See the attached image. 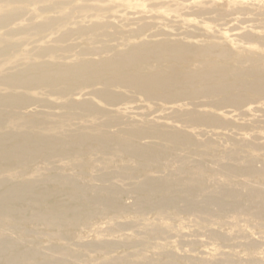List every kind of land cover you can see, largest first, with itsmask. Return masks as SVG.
I'll return each mask as SVG.
<instances>
[{
	"label": "rangeland",
	"instance_id": "374dc122",
	"mask_svg": "<svg viewBox=\"0 0 264 264\" xmlns=\"http://www.w3.org/2000/svg\"><path fill=\"white\" fill-rule=\"evenodd\" d=\"M196 30L208 35H200L196 41H216L237 53L264 55V45L241 37L243 34L264 37V0H0V98L8 99L7 103L0 104L2 147L16 146V136L23 131L36 136L48 134L65 138L97 126L102 131L117 134L126 126H103L111 120L135 122L155 130L161 129L160 124L180 126L170 119L171 110L160 109L161 102L148 101L123 87L80 86L70 80H61L53 86L39 82V79L45 74L57 73L62 67L113 58L141 42L193 41L186 39L184 33ZM96 91H109L116 99L110 101V98L92 95ZM11 99L19 101L11 103ZM84 102L93 103L99 111H85L80 106ZM250 106L264 110V104ZM252 114L264 121L263 111ZM251 117H244L242 121ZM95 132L91 131L93 135ZM219 132L222 139L231 134ZM209 137L214 135L211 133L205 138ZM138 140L136 143L140 145L160 143L148 136ZM74 141L76 139L70 142ZM232 147L228 144L211 152L217 157L222 155L220 162L214 161L218 164H212L213 168L234 163L227 160ZM69 150L72 151L70 155L65 154ZM250 152L249 148L240 149L245 156ZM48 153H44L46 161L37 159L23 165L22 169L27 171L25 175L3 173L0 181L3 178L9 181L0 186V194L23 181H37L33 194L45 193L48 197L46 205L64 202L83 210L69 213L67 218H72L73 223L51 227L32 217L33 206L29 209L27 202L18 201L17 206L24 209V220L6 222L8 218L0 214V244L5 241L7 245L8 240L13 245L9 252L0 253V264H17V261L18 264L31 261L46 264L47 259V264H147L151 261L264 264V218H258L252 212L197 218L170 208L164 211L166 217H158L157 211L146 205L134 206L130 210L132 213L108 210L103 217L83 219L87 201H72L67 195L48 196L47 193L54 194L62 187L56 180H45L46 177H75L78 184L91 186H106L109 182L101 179L109 178L121 190L133 194L132 198L123 197L131 209L135 199H144L146 195L136 192L143 179L139 176H144L146 161L132 159L128 153L94 141L65 150L58 147L55 155ZM257 155L260 160L264 159V149ZM18 164L13 160L10 165L19 171ZM255 165L262 167L260 162ZM171 166L176 169L182 165L173 163ZM154 169L157 168L148 171ZM218 173H205L207 193L220 192L226 187L240 188L236 184L242 182H250L253 188L264 193L263 178L238 176L230 179ZM153 176L157 179L165 177V171H156ZM43 208L41 201L36 211ZM139 209L144 210L143 215L138 213ZM78 214L82 218L75 221ZM157 224L160 225L157 232L149 230L148 226ZM118 225H123L121 231ZM109 228L113 229L111 238L107 235L99 237L96 233L100 230L108 234ZM210 230L220 231L222 238L210 236ZM103 240L116 242L111 252H103L106 246H93ZM136 241L140 244L134 246L132 243ZM65 248L68 253L61 254ZM166 253L174 257L168 258ZM24 257L30 260L23 262Z\"/></svg>",
	"mask_w": 264,
	"mask_h": 264
},
{
	"label": "bare ground",
	"instance_id": "6f19581e",
	"mask_svg": "<svg viewBox=\"0 0 264 264\" xmlns=\"http://www.w3.org/2000/svg\"><path fill=\"white\" fill-rule=\"evenodd\" d=\"M200 35L208 36L196 30L184 33L186 39H194L193 41L141 42L128 47L113 58L62 67L57 73L45 74L39 79V82L53 86L61 80L64 82L70 80L80 86L102 84L106 87H123L129 92L143 96L148 101L161 102L160 109L171 110L170 119L180 126L160 124L161 129L155 130L148 125L134 124L135 122L111 120L103 126L110 128L118 127V125L126 126L117 134L102 131L99 129L100 126H97L95 129L90 128L65 138L48 134L36 136L35 133L23 131L16 136L18 144L14 147H2L3 138H0V176L4 177L3 173L25 175L27 171L22 169L23 165L37 159L46 161L47 157L44 154L46 152H50L49 155H55L54 152L58 147L65 150L70 146L81 147L94 141L104 143L110 149L114 147L118 151L128 153L132 159L142 158L146 161L143 167L144 176H139L143 178L142 182L136 187L138 189L136 192L146 195L144 199H135L129 209L130 206L125 203L123 197L132 198L133 194L124 192L109 178L101 179L102 182H109L106 186H91L78 184L75 177H46L45 180H56L62 187L53 192L54 194L47 193L48 196L67 195L72 201L81 199L87 201L86 210L82 212L83 219L103 217L108 210L128 213L134 206L146 205L156 210L158 217L165 216L164 211L173 208L178 213H187L197 218H201V215L227 217L229 213L237 216L247 212H252L258 218H264V193L253 188L250 182L236 184L240 188L226 187L212 194L207 193L205 185L207 171L212 174L219 172L218 174L230 179L238 176L246 179L254 177L264 179V159L260 160L257 155L259 150L264 149V126H262L264 121L252 114L264 112V110L250 106L264 104V55L256 54L257 52L237 53L224 43L216 41H196L195 39ZM241 37L247 40L250 38L264 45V37L254 38L245 34ZM111 94L109 91L92 92V95L107 97L112 101L116 98H113L114 95ZM16 99H11L10 102L19 101ZM6 100L8 99L0 98V104L7 103ZM80 106L87 112L99 111L91 102H84ZM154 111L158 110L154 109ZM250 115H252L250 120L242 121L244 117H250ZM219 130L228 131L231 134H228L226 139H222ZM91 131H96L95 135ZM211 133L214 137L205 138ZM145 136L160 143L158 145L153 142L146 145L136 143L138 139L141 140ZM34 137H36L35 140ZM69 138L76 141L71 143L72 139ZM228 144L234 149L227 154V160L234 163L220 164L218 169L213 168L212 164H218L214 161L220 162L222 155L217 157L211 152ZM242 148H249L251 152L245 156L240 153ZM71 152L69 150L68 153H63L70 155ZM74 155L78 153L74 152ZM13 160L19 162L18 168L21 170L16 171L17 167L10 165ZM257 162L262 164L261 168L255 165ZM173 163L182 166L171 169L174 166H171ZM153 168L157 169L153 172L148 171ZM159 170L165 171V177L157 179L153 176V173ZM8 181L3 178L0 186ZM35 184L37 185V181H23L19 185H12L0 194V214L8 218L6 222L15 221V219L24 220L22 217L24 209L16 204L20 200L27 202L29 209L31 206L35 208L32 214L34 219L51 227L60 223H73L72 218H67L69 213L74 211L77 213L76 209L83 210L64 202L46 205L48 197L45 193L33 194ZM41 201L45 208L36 211ZM138 213L143 215L144 210L139 209ZM81 218L78 214L75 221ZM159 226V224L150 225L148 228L150 227V231L157 232ZM118 227L119 231L123 229V225ZM160 230L165 233L163 228ZM96 233L99 237H106V235L108 238L113 237L111 228L108 229V234L100 230ZM209 235L222 238L220 231L210 230ZM4 242L0 244V253H7L13 247L8 240L7 245ZM136 242L132 244L134 246L140 244ZM100 245L106 246L103 252L109 253L116 242L103 240L97 245L93 244L95 247ZM67 251L65 248L61 254L68 253ZM165 255L168 258L174 257L171 253ZM27 259L24 257L23 262ZM11 261L14 262L15 259ZM48 261L49 259L45 263H49ZM28 264L35 263L31 261ZM147 264L175 263L151 261ZM211 264L224 263L219 261Z\"/></svg>",
	"mask_w": 264,
	"mask_h": 264
}]
</instances>
